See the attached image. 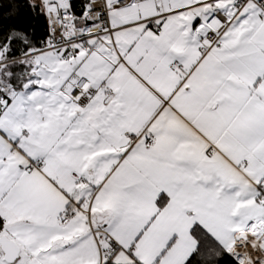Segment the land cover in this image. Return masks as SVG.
Listing matches in <instances>:
<instances>
[{"label":"snow or ice","instance_id":"snow-or-ice-1","mask_svg":"<svg viewBox=\"0 0 264 264\" xmlns=\"http://www.w3.org/2000/svg\"><path fill=\"white\" fill-rule=\"evenodd\" d=\"M0 264H264V0H0Z\"/></svg>","mask_w":264,"mask_h":264},{"label":"trees","instance_id":"trees-1","mask_svg":"<svg viewBox=\"0 0 264 264\" xmlns=\"http://www.w3.org/2000/svg\"><path fill=\"white\" fill-rule=\"evenodd\" d=\"M5 23L7 24L8 21H5ZM42 23H43L42 20H40V21H35V25H36L38 31H39L40 28L42 27Z\"/></svg>","mask_w":264,"mask_h":264}]
</instances>
